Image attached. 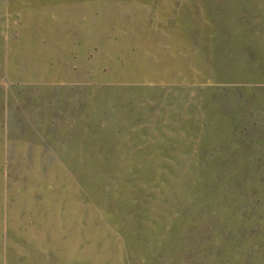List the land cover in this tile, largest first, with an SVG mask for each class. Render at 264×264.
<instances>
[{
  "label": "rangeland",
  "instance_id": "obj_1",
  "mask_svg": "<svg viewBox=\"0 0 264 264\" xmlns=\"http://www.w3.org/2000/svg\"><path fill=\"white\" fill-rule=\"evenodd\" d=\"M261 175L264 0H0V264H264Z\"/></svg>",
  "mask_w": 264,
  "mask_h": 264
},
{
  "label": "trees",
  "instance_id": "obj_2",
  "mask_svg": "<svg viewBox=\"0 0 264 264\" xmlns=\"http://www.w3.org/2000/svg\"><path fill=\"white\" fill-rule=\"evenodd\" d=\"M260 179L263 182L264 181V175H261ZM255 183H257V181ZM212 184H215L216 185L214 187V190L215 191L212 188L213 194H216L218 192L223 191L227 186H231L232 183H229V182L220 180L217 183H212ZM257 187L258 186H256V184H254L249 190L247 189V191L244 194V196L245 197H248V204L245 206V208L242 207L241 205L238 206V210L239 211L242 209V210H245V214L255 215L254 214L255 209H257L259 207L261 209V206H262L261 204L264 203V190L263 191H260L259 189H257ZM220 188L222 190H219ZM235 188H238V189H242L243 190L244 189V185H243V183H241V181L240 182H236ZM258 211H259V209H258Z\"/></svg>",
  "mask_w": 264,
  "mask_h": 264
}]
</instances>
